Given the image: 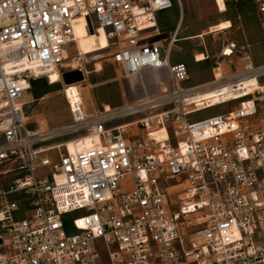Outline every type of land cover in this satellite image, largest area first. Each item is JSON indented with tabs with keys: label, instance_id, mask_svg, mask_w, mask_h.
<instances>
[{
	"label": "built area",
	"instance_id": "obj_1",
	"mask_svg": "<svg viewBox=\"0 0 264 264\" xmlns=\"http://www.w3.org/2000/svg\"><path fill=\"white\" fill-rule=\"evenodd\" d=\"M176 1L0 0V178L15 177L0 186V264H264V92L189 120L206 104L191 100L188 67L171 61L176 36L165 47L158 27ZM252 3L264 30V0ZM89 20L140 96L89 115L67 101L68 129L90 146L54 163L53 133L29 125L24 100L52 72L86 81L68 61ZM148 72L159 78L146 89Z\"/></svg>",
	"mask_w": 264,
	"mask_h": 264
},
{
	"label": "rangeland",
	"instance_id": "obj_2",
	"mask_svg": "<svg viewBox=\"0 0 264 264\" xmlns=\"http://www.w3.org/2000/svg\"><path fill=\"white\" fill-rule=\"evenodd\" d=\"M222 22H230L231 29L210 32L211 27ZM158 27L162 38L167 40L165 47L176 36L171 61L174 64L184 63L188 67L189 80L186 85L196 89L193 96L229 87L201 97L200 99H209L211 108L190 115L191 122L230 113L241 102L253 96L258 97L259 92L260 95L264 92L256 90L264 89V76L254 79L250 76L255 75L247 72L249 64L254 68L264 66V30L261 27V16L252 0H231L225 5L224 11H219L214 0L176 1L173 9L159 14ZM83 29L89 37L86 38L81 33L78 44L71 45L68 64L72 68L83 67L87 72L86 81L65 86L60 80L49 84L45 77H39L31 82L24 100L29 125L33 129L53 133L52 138L43 146L49 148L45 154L54 163L58 161L60 154L67 152L69 142L77 141L83 136L68 129L72 125V116L67 101L72 94L80 95L87 115L104 111L108 106L112 109L122 107L127 99L138 97L132 93V88H138L137 80H119L118 68L107 55L109 51L95 53L98 37L89 33L85 24ZM232 43L235 45L234 54L229 58L221 57ZM199 54H203L205 59L197 61ZM144 75L150 78L152 73ZM240 79L244 80L236 83ZM37 80H40L36 85L40 88L39 98L34 97V84ZM126 91L130 92V98ZM227 94L232 95V99H223ZM14 180L15 177H1L0 186L3 184L7 188ZM102 264H106V255L102 258Z\"/></svg>",
	"mask_w": 264,
	"mask_h": 264
},
{
	"label": "bare ground",
	"instance_id": "obj_3",
	"mask_svg": "<svg viewBox=\"0 0 264 264\" xmlns=\"http://www.w3.org/2000/svg\"><path fill=\"white\" fill-rule=\"evenodd\" d=\"M218 9H219V11H224L225 10V6L221 2H219ZM231 27H232V25H231L230 22H222L220 24L214 25L209 30H210L211 33H214L215 31H228L229 29H231ZM86 30L89 32L88 29H86ZM74 32L76 33V41H77V44L80 41L81 33H83L86 38L89 37L88 33H84L85 30L83 29V24L82 23H78L75 26ZM91 34H94V35H96L98 37L97 38V41L95 42L96 43V48L94 49L95 53L96 52H104V51H106V49L108 47V41H107V38H106L105 33L101 29H99V31H96L95 33L92 32ZM198 37H200V36H198ZM232 54H233L232 49L230 47H227L224 50V54L223 55L224 56H227V57H231ZM204 59H205V56L203 54L197 55V59H196L197 61H202ZM76 68H78V67H76ZM218 76L219 75L217 74L216 77H218ZM59 77L60 76H59L58 73L52 72V74L50 75V83L53 84V83L57 82L59 80ZM250 77H254V79H257L255 76H250ZM158 78H159V74H157V73H153L150 78L149 77H143V84L145 83L144 86L146 87V89H147V86H146V82H144V81H154V80H157ZM243 80L244 79H240L236 83H240ZM236 83H234V84H236ZM73 84H78V83H73ZM68 86H70V85H68ZM230 87H232V86H230ZM226 88H229V87H223V88H220V89H217L216 88L214 91L212 90V91L205 92V93H197V95L196 96H193L191 98V100L194 103H198V106L199 107H201L200 104H206V106L200 108L199 111L205 110V109H210L211 108V103L208 102L209 99H200V98L201 97L208 96V95H211V94L215 93V91H218V90H221V89H226ZM256 90H264V89H256ZM239 94H241V93H235V95H239ZM134 95H136V96L139 97L140 96V93H134ZM223 99H225V100L232 99V95L227 94V95L224 96ZM73 100H81L80 95L79 94H72L71 97L69 98V102H71ZM109 107L110 106H108L107 108H109ZM164 134H165V132L162 130V132H157L155 134V137H156L157 140H162L163 138H166V134L165 135ZM82 145H84V146H86V145L87 146H90L89 138H80L77 141L69 142L67 144V152L72 153V152L80 149ZM47 150H49V148ZM50 150H52V149H50Z\"/></svg>",
	"mask_w": 264,
	"mask_h": 264
},
{
	"label": "water",
	"instance_id": "obj_4",
	"mask_svg": "<svg viewBox=\"0 0 264 264\" xmlns=\"http://www.w3.org/2000/svg\"><path fill=\"white\" fill-rule=\"evenodd\" d=\"M88 27H89V32L92 33L93 27L90 20L88 21ZM82 81H83V75L80 70L70 71L63 75V82L66 86L71 85L73 83H79Z\"/></svg>",
	"mask_w": 264,
	"mask_h": 264
},
{
	"label": "trees",
	"instance_id": "obj_5",
	"mask_svg": "<svg viewBox=\"0 0 264 264\" xmlns=\"http://www.w3.org/2000/svg\"><path fill=\"white\" fill-rule=\"evenodd\" d=\"M38 82H40V80H37V81L35 82V84H34V89H35V91H34V97H35V98H39V97H40V96H39V93H40L39 90H40V88H37V86H36Z\"/></svg>",
	"mask_w": 264,
	"mask_h": 264
},
{
	"label": "crops",
	"instance_id": "obj_6",
	"mask_svg": "<svg viewBox=\"0 0 264 264\" xmlns=\"http://www.w3.org/2000/svg\"><path fill=\"white\" fill-rule=\"evenodd\" d=\"M158 22H159V19H158ZM38 173H40V174H44V173H45V170H43V169H39V170H38Z\"/></svg>",
	"mask_w": 264,
	"mask_h": 264
}]
</instances>
